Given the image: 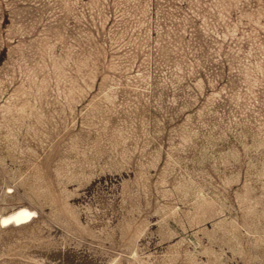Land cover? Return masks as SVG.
Masks as SVG:
<instances>
[{
	"label": "rangeland",
	"instance_id": "obj_1",
	"mask_svg": "<svg viewBox=\"0 0 264 264\" xmlns=\"http://www.w3.org/2000/svg\"><path fill=\"white\" fill-rule=\"evenodd\" d=\"M0 264H264V0H0Z\"/></svg>",
	"mask_w": 264,
	"mask_h": 264
},
{
	"label": "bare ground",
	"instance_id": "obj_2",
	"mask_svg": "<svg viewBox=\"0 0 264 264\" xmlns=\"http://www.w3.org/2000/svg\"><path fill=\"white\" fill-rule=\"evenodd\" d=\"M33 214L34 212L26 208H23V207L17 208L13 212L1 218V225L2 226H7V225L18 226L30 220Z\"/></svg>",
	"mask_w": 264,
	"mask_h": 264
}]
</instances>
